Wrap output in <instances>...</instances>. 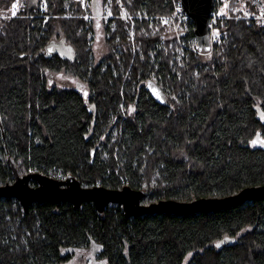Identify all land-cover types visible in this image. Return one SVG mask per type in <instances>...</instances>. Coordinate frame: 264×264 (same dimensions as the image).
I'll list each match as a JSON object with an SVG mask.
<instances>
[{"label":"trees","instance_id":"obj_1","mask_svg":"<svg viewBox=\"0 0 264 264\" xmlns=\"http://www.w3.org/2000/svg\"><path fill=\"white\" fill-rule=\"evenodd\" d=\"M228 1L251 13L264 7V0H216L215 8ZM103 3L113 13L103 23L108 52L94 64L89 5L0 0V185L13 181L9 157L29 172L58 167L83 186H129L158 201L264 185V21L222 19L209 54L180 52L171 36L162 43L165 28L151 31L159 22L139 17L171 13L172 0ZM194 36L190 23L183 38ZM59 43L72 57L56 52ZM55 72L76 85L57 88ZM94 248L104 264H183L191 252L188 264H264V200L128 218L117 205L99 213L91 202L35 203L25 212L17 200L0 199V264H73L77 252Z\"/></svg>","mask_w":264,"mask_h":264},{"label":"water","instance_id":"obj_2","mask_svg":"<svg viewBox=\"0 0 264 264\" xmlns=\"http://www.w3.org/2000/svg\"><path fill=\"white\" fill-rule=\"evenodd\" d=\"M184 12L194 26L201 51H208L210 42V15L214 10L216 0H181ZM53 51L50 48L49 53ZM147 89L156 95H161V89L150 80ZM154 89L156 92H154ZM157 96V95H156ZM0 125L2 127L1 115ZM3 138H5L3 132ZM7 162L13 173V182L0 185V199H15L27 212L35 203H71L74 208H80L83 203L91 202L97 212L103 213L111 205L120 206L126 217H139L146 214L193 215L196 213L218 212L238 207L247 202L264 200V185L251 186L225 197L200 198L189 202L177 200H160L151 204H143L146 197L144 190L124 186L122 189H109L103 186H83L74 176L59 181L49 178L39 172H30L24 176L19 174L15 160L11 157ZM34 184V185H33ZM99 248V245L96 246Z\"/></svg>","mask_w":264,"mask_h":264},{"label":"rangeland","instance_id":"obj_3","mask_svg":"<svg viewBox=\"0 0 264 264\" xmlns=\"http://www.w3.org/2000/svg\"><path fill=\"white\" fill-rule=\"evenodd\" d=\"M14 5H15V7H12L10 9V12L12 14L17 13V11L21 8V5H19L18 2ZM87 5H89V7L92 9V12L94 11L93 13L96 14L93 16V18H94V21H93L94 33L92 36L93 37L92 51H93V55H94V64H98L108 52V49H107L106 43H105V33H104L103 23L108 18L112 17L113 13L110 11L109 6H107L103 3V0H90V3L87 0ZM226 5H227V3L224 6L221 4L219 7L216 8L220 12L221 15L238 16V15H243L248 11L246 8H244L243 5L240 7L234 6V5L233 6L227 5V7H225ZM263 9H264V7L260 8V11ZM102 16H104V17H102ZM124 18H126V17H124ZM161 27L165 28L164 32L162 34L163 35V42L162 43H165L166 38H170V36H171V39H173L174 44L178 46V49L181 52V48L179 46L178 38L170 29L166 28L165 26H163L159 23L153 24L152 26H150V28L152 29L151 31L153 33L159 32ZM129 39H130V42L132 43L133 52L135 53L137 46H136V42H135L134 25H132V28L129 32ZM60 40L61 39L58 38V39H56L55 42L58 43ZM171 47H173V45ZM56 52L59 53L61 55V57H64V58L72 57V50H71L70 46L67 44H64V43H59L58 46H56ZM51 77H52V80L54 81V84L56 85V87L60 88V89H62V88H73L76 85L74 80H73V77L70 76L69 74H65L63 72H55L51 75ZM82 87H83V85L81 86V88ZM119 111H120V114L122 115V121H123L126 118L127 111H128V107L126 106V100H122L120 102ZM131 111H133V108L129 110V112H131ZM260 114L263 115V118H264V111H262ZM117 132H118L117 128H115L114 132H113L114 137L117 136ZM18 170H19V174L21 176H24V175L30 173L24 167H19ZM32 172H34V171H32ZM12 182L13 181H11V183ZM154 202H158V200L149 199V197H147V196L142 200V203L146 204V205L154 203ZM80 254L83 255L81 260L78 259V256ZM193 254H194L193 252L189 253L185 257L183 264H188L189 260L193 256ZM73 264H104V263L102 260L97 259V253H96L95 248H94V249H88L86 251L77 252Z\"/></svg>","mask_w":264,"mask_h":264},{"label":"built area","instance_id":"obj_4","mask_svg":"<svg viewBox=\"0 0 264 264\" xmlns=\"http://www.w3.org/2000/svg\"><path fill=\"white\" fill-rule=\"evenodd\" d=\"M76 1L80 2L83 8H87V0H76ZM172 4H173V9L171 13L162 14L158 16L141 15L139 17L140 18L144 17L151 21H157L161 25L170 29L178 38L179 46L181 50L188 49L192 51L193 53L201 54L202 51L200 50L197 38L195 36L188 39V41L183 38L188 31L189 24L190 23L192 24V22L190 18L188 17V15L184 12L182 1L172 0ZM227 5H230L229 1ZM40 11L41 13H45L46 12L45 7L42 6ZM45 17L48 18L49 16H45ZM87 17H90V16H87ZM124 17L132 18L127 15H125ZM231 18L245 19V20L255 19V20L264 21V9L259 11L258 13H251L250 11H247L243 15L233 16V15H221L220 12L214 7V10L211 12V15H210V22H209L211 47L208 51H206V53L211 52L212 47H213V42L215 41V35H214L215 25L218 23V21L222 19H231ZM38 172L49 178L59 180V181H65L68 178V174H66L61 168H58V167L50 168L48 170L38 171Z\"/></svg>","mask_w":264,"mask_h":264},{"label":"snow or ice","instance_id":"obj_5","mask_svg":"<svg viewBox=\"0 0 264 264\" xmlns=\"http://www.w3.org/2000/svg\"><path fill=\"white\" fill-rule=\"evenodd\" d=\"M109 2H110V0H109ZM13 7H15V5H13ZM225 7H227V5H226ZM165 23H166V22H165ZM154 92H156L155 89H154ZM84 94L87 95L86 92H85ZM156 95H157V98L159 99L160 97H159V93H158V92H156ZM252 143L255 145V144H256V141H252Z\"/></svg>","mask_w":264,"mask_h":264},{"label":"flooded vegetation","instance_id":"obj_6","mask_svg":"<svg viewBox=\"0 0 264 264\" xmlns=\"http://www.w3.org/2000/svg\"><path fill=\"white\" fill-rule=\"evenodd\" d=\"M33 185H34V184H33ZM95 251H96V250H95ZM82 256H83V255L80 254V255L78 256V259L81 260ZM74 259H75V258H74ZM74 259H73L71 262H74Z\"/></svg>","mask_w":264,"mask_h":264}]
</instances>
